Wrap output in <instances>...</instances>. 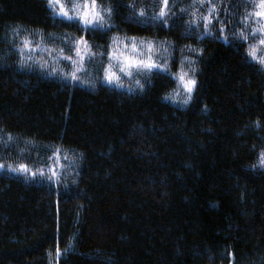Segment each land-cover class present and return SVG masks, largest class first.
I'll use <instances>...</instances> for the list:
<instances>
[{
  "label": "trees",
  "instance_id": "1",
  "mask_svg": "<svg viewBox=\"0 0 264 264\" xmlns=\"http://www.w3.org/2000/svg\"><path fill=\"white\" fill-rule=\"evenodd\" d=\"M259 3L95 0L89 30L0 0V264H264ZM149 43L158 68L107 81Z\"/></svg>",
  "mask_w": 264,
  "mask_h": 264
},
{
  "label": "snow or ice",
  "instance_id": "2",
  "mask_svg": "<svg viewBox=\"0 0 264 264\" xmlns=\"http://www.w3.org/2000/svg\"><path fill=\"white\" fill-rule=\"evenodd\" d=\"M47 2L51 5L54 2L58 3V0H47ZM167 4V0H165V5ZM85 8H88V5L85 4L84 5ZM92 16L93 19H86L85 25L86 26H91L89 30H101L103 28L104 25V20L103 17L99 15V13L96 12V4H95V0H92ZM257 8H259V11H256L255 13H249V16L251 15H255L257 17H261L264 18V0H260V3L256 5ZM212 11H214V9H212ZM60 12L63 16H68V13L64 11L63 7L60 8ZM88 15V13H84V16L86 17ZM141 15H143V12H141ZM165 15V12L163 10H161L160 12V17H163ZM72 18H69V20H71ZM204 19H208L207 17H204ZM211 22V21H209ZM259 31L261 33H264V24H262L260 26L259 29L254 30L253 35H255V32ZM210 34V33H209ZM241 36L247 40V36L244 35V33H241ZM117 38H114V41ZM225 42H227V38H225ZM259 44L260 45H264V36H262L259 40ZM29 46V42L26 40L24 42V47L27 48ZM87 47V45H86ZM148 50L149 51H153L152 45L149 43L147 45ZM132 51H135V47H133ZM77 55H80V51L79 49H77ZM248 56H250L252 58V60H256L258 63H260L261 65H264V57H257V46L256 45H250L249 46V51L247 53ZM66 59H68V57H65ZM113 59H116L117 57L115 55H113L112 57ZM81 59H83V57H81ZM158 63L153 62V59L151 56H149L147 59H140L139 61L135 60V59H129L128 57H123L122 58V66L120 68V71L125 73L126 75H131V71L129 70L130 68H137L139 69H143L146 70L147 72H151L153 69L158 68ZM77 71H80V69L78 68ZM193 71H195V69H193ZM188 76L187 72H183L181 71L178 75V77H176L179 81V85L183 87L184 91L188 93V97L186 99H184L183 103L187 104L189 102V100L192 98L191 94L194 91V87L196 85V80L193 78H187ZM105 78L107 79V81L109 83H112L113 81H117L119 78L113 73L111 72V69L109 68L108 70H106L105 72ZM73 79H76L75 75L73 74ZM137 83H139V81H137ZM179 94V93H177ZM175 96L174 95H170V96H166L165 99H172L175 100ZM257 127H259V124H257ZM12 140V137L9 136V141ZM259 165L264 167V152L260 153V158H259ZM3 166L0 165V168H2ZM11 171H21V172H25L27 171V169L25 168L24 165H20V167L17 168H11ZM57 255H60L59 250L57 251Z\"/></svg>",
  "mask_w": 264,
  "mask_h": 264
},
{
  "label": "rangeland",
  "instance_id": "3",
  "mask_svg": "<svg viewBox=\"0 0 264 264\" xmlns=\"http://www.w3.org/2000/svg\"><path fill=\"white\" fill-rule=\"evenodd\" d=\"M87 4L88 8H85L84 5ZM50 8L53 10V12L55 14H57L58 16L61 17H67V16H63L60 12V8L63 7L64 11H71L73 12L71 15L74 16H78L77 18H79L82 21V24L84 26L85 25V20L86 19H93L92 16V0H84L81 1L79 3H77V0H58V3L54 2L53 4H49ZM97 12V10H96ZM84 13H88V15L85 17ZM69 19V18H67ZM139 48V47H138ZM135 47V51H132L133 47L132 46H128V47H124V54L123 57H128L129 59H135V60H140V59H147L149 57L148 54V49L145 47H141V49ZM123 57H119L117 56L118 60L117 62L114 64V66H112L111 72H113L118 78L126 75L125 73L120 71V68L122 66V58ZM131 71V68L129 69ZM129 76V75H126ZM187 78H191V76H187ZM179 89L174 91L172 93V95H174L175 101L176 102H181L183 103L184 99H186L188 97V93L184 91L183 87L179 85ZM179 93V94H177Z\"/></svg>",
  "mask_w": 264,
  "mask_h": 264
}]
</instances>
